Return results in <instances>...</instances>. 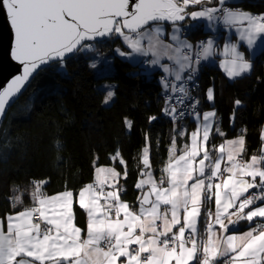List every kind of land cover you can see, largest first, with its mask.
Returning a JSON list of instances; mask_svg holds the SVG:
<instances>
[{
  "label": "snow or ice",
  "instance_id": "1",
  "mask_svg": "<svg viewBox=\"0 0 264 264\" xmlns=\"http://www.w3.org/2000/svg\"><path fill=\"white\" fill-rule=\"evenodd\" d=\"M0 14L12 34L10 57L20 66V74L0 90V116L40 72L63 68L72 57L94 50L91 42L118 39L131 50L115 49L120 57L151 55V63L162 67L160 115L174 132L158 179L150 147L143 148L144 167L134 184L138 209L122 199L127 188L120 179L126 181L128 173L116 167H95V183L78 196L69 190L46 195L47 181H33L31 205L22 210L23 194L13 187L9 206L0 213V264H264V130L259 153L247 159L246 130L219 146L211 143L227 135L214 107V85L203 96L192 90L198 88L201 62L217 55L216 45L212 39L191 43L182 31L189 20L232 31L237 39L224 44L219 55L227 59L221 67L229 79L244 78L253 68L254 47L264 38V13L228 0H0ZM165 57L176 67L161 65ZM113 96L107 91L103 103ZM241 105L234 100L230 126ZM159 118L151 115L148 123ZM187 121L195 125L190 134L184 131ZM123 124L130 132L134 121L125 117ZM180 137L186 138L183 148L177 147ZM144 138L150 146V133ZM110 160L126 167L119 148ZM74 204L86 213L84 228L75 223ZM202 216L206 239L198 227ZM240 221H247L248 229L229 234Z\"/></svg>",
  "mask_w": 264,
  "mask_h": 264
},
{
  "label": "trees",
  "instance_id": "2",
  "mask_svg": "<svg viewBox=\"0 0 264 264\" xmlns=\"http://www.w3.org/2000/svg\"><path fill=\"white\" fill-rule=\"evenodd\" d=\"M231 5L255 14L264 13V0H239ZM192 27L183 29L192 42H199L207 35ZM118 43V39L93 43L94 50L72 57L65 67L40 72L9 110L0 129V213L8 208L13 187L17 188L15 194H23L22 210L31 205L33 181H47L44 192L48 195L65 190L76 192L93 181L97 166L126 170L127 180L123 176L120 179L127 188L122 199L137 205L138 191L134 184L144 167L141 163L144 147H150L151 170L154 177L159 178L174 135L173 125L160 115L165 104L163 87L158 81L160 75L147 76L140 64L119 57L114 52ZM93 60L95 70L91 66ZM253 61L251 73L234 80H228L215 65H202L198 74L199 88L195 92L203 96L204 90L214 85V107L218 118L222 117L221 127L227 135L218 136L211 143L218 145L246 130V157L261 148L264 48ZM109 90L114 96L105 104ZM237 98L242 105L236 112L234 126H230L229 114ZM204 108L210 106L205 104ZM151 115L160 118L150 125L148 117ZM125 117L134 121L130 132L123 124ZM145 133H150V146L145 141ZM182 142H186L185 137L179 139L177 145ZM118 148L126 167L110 160V154ZM75 222L85 227L84 214L77 206Z\"/></svg>",
  "mask_w": 264,
  "mask_h": 264
},
{
  "label": "crops",
  "instance_id": "3",
  "mask_svg": "<svg viewBox=\"0 0 264 264\" xmlns=\"http://www.w3.org/2000/svg\"><path fill=\"white\" fill-rule=\"evenodd\" d=\"M239 0H228V4L231 5V4H234V3H237ZM255 14V13H253ZM199 24L200 25V28L203 33H207L209 36H207L208 38H206L205 40L203 41H207L208 39H212L216 45V52H217V55H214L212 56L210 59L206 60V61H202L200 66H199V70H200V67H202V65H215L217 66L220 71L224 74V76L228 79V80H234V79H229L226 72H225V69L223 67H221V61L222 60H225L227 59L226 57L222 56V55H219L220 51L223 49L224 47V44L226 42H234L237 37L236 35L224 28L222 25H217L214 29L212 28H209L207 26V23L206 22H203V21H191L190 20V23L186 24L185 27H188L189 25H197ZM164 28H165V31L166 32H169L171 31L170 29V26H167V25H164ZM183 31V29H182ZM119 43L118 45L115 47V49L117 48H121L122 50H124L125 52H131L130 49L127 48L126 45H124L122 43V41L118 40ZM202 41V39H201ZM201 41L199 42H192L190 39H189V42L191 43H194V44H198L200 43ZM145 46L147 45V41L144 42ZM264 48V38H261L257 41V44L255 45L254 47V51L252 52V59L261 52V50ZM240 50L242 51H245L247 52V47L246 45H240ZM117 55L118 53L116 51H114ZM119 56V55H118ZM120 57V56H119ZM122 59L130 62V63H137V64H140V66L143 67V73H145L147 76H151L152 74H157L158 75H163V76H166V74L163 72V69L160 65H153L151 63V60L153 59V57L151 55L149 56H142V55H138V54H132L131 56L129 57H121ZM160 64L163 65V64H167L170 68H175L176 66L173 64L172 61L168 60L166 57L161 59L160 61ZM199 72V71H198ZM168 79H172L171 77H168ZM236 79V78H235ZM191 121H188L187 123H185V127H184V131L187 132V133H191L194 128H195V125L192 123ZM188 126H190L191 130L188 131ZM262 130H264V125H263V128ZM179 139H183L184 140V137H180ZM232 139H235V138H232ZM224 141H222L221 143H219L218 145L216 146H219L220 144H222ZM184 144L185 142H182L181 145H177L178 148H183L184 147ZM171 147V146H170ZM143 152V150H142ZM259 153V152H258ZM256 153V154H258ZM214 155H218V153H214ZM142 156V154H141ZM250 157V156H249ZM168 158H169V154H168ZM245 159H247L248 157L244 156ZM168 160V159H167ZM167 162V161H166ZM223 166V164H222ZM101 167H112V166H101ZM140 179V178H139ZM138 179V180H139ZM138 182V181H137ZM219 182V181H217ZM92 184L95 183V171H94V174H93V181L91 182ZM90 184V183H89ZM88 185V184H86ZM86 185H84L83 187H81L78 191L76 192H73L75 196H78L79 194V191L84 188ZM107 190V189H106ZM48 195V194H46ZM56 195V194H54ZM132 204V203H130ZM79 207L78 204H74V213H75V207ZM132 206L135 208V209H138L139 205H135V204H132ZM212 210L214 211L215 210V207H214V204L212 205ZM205 211H207V209H205ZM83 214H84V217H85V225H86V220H87V217H86V213L85 211H83ZM206 221H207V217L206 216H202L199 218L198 220V227L200 229V234H201V238L202 239H206L207 237L204 235V232H205V228L204 227V224H206ZM76 223V222H75ZM203 223V224H202ZM203 225V226H202ZM78 226V225H77ZM249 227V224L247 221H240L239 224L235 227H232L231 229V233L229 234H241L243 231L247 230ZM172 264H175V262L173 261ZM192 264H195V262H192Z\"/></svg>",
  "mask_w": 264,
  "mask_h": 264
},
{
  "label": "water",
  "instance_id": "4",
  "mask_svg": "<svg viewBox=\"0 0 264 264\" xmlns=\"http://www.w3.org/2000/svg\"><path fill=\"white\" fill-rule=\"evenodd\" d=\"M11 43L12 34L8 27L7 21L5 20L3 15L0 14V90H2L3 87L6 86V83L9 82L15 75L20 74V66L16 62H14L10 57ZM32 80L33 79H31V81ZM30 82L25 85L21 93H19L16 97L10 100L9 105L6 107L5 114L3 116H0V129L7 116V113L14 106L20 96L27 90V87L29 86Z\"/></svg>",
  "mask_w": 264,
  "mask_h": 264
},
{
  "label": "built area",
  "instance_id": "5",
  "mask_svg": "<svg viewBox=\"0 0 264 264\" xmlns=\"http://www.w3.org/2000/svg\"><path fill=\"white\" fill-rule=\"evenodd\" d=\"M164 77H165V76H163V75H160V76H159V80H160V82H161V80H162ZM169 80H171V79H169ZM162 87H163V86H162ZM195 90H196V89H193V90H192V92H193L194 95H196ZM163 100L165 101V93H164V89H163ZM250 191L254 192V191H256V190H255V189H252V190H250ZM204 227H206V224H204Z\"/></svg>",
  "mask_w": 264,
  "mask_h": 264
},
{
  "label": "bare ground",
  "instance_id": "6",
  "mask_svg": "<svg viewBox=\"0 0 264 264\" xmlns=\"http://www.w3.org/2000/svg\"><path fill=\"white\" fill-rule=\"evenodd\" d=\"M191 28V27H190ZM193 29H195V28H200V25L199 24H197V25H193V27H192ZM207 36H209L208 34L206 35V36H203L202 37V41L203 40H205L206 38H208ZM200 69H201V67H200ZM199 72H200V70H199ZM199 72L197 73V75L199 74ZM158 81L160 82V80L158 79ZM161 83V82H160ZM198 88H199V86H198ZM198 88H196V89H198ZM197 90H195V92H196Z\"/></svg>",
  "mask_w": 264,
  "mask_h": 264
},
{
  "label": "rangeland",
  "instance_id": "7",
  "mask_svg": "<svg viewBox=\"0 0 264 264\" xmlns=\"http://www.w3.org/2000/svg\"><path fill=\"white\" fill-rule=\"evenodd\" d=\"M83 53H84V52H83ZM91 63H92L91 66H92L93 70H95V68L93 67V64L96 66L95 61L93 60ZM91 63H90V64H91ZM162 96H163V95H162ZM112 99H113V97H112ZM112 99H111V100H112ZM110 102H111V101H110ZM110 102H109V103H110ZM109 103H107V104H109ZM141 154H142V153H141ZM140 178H141V177H140Z\"/></svg>",
  "mask_w": 264,
  "mask_h": 264
}]
</instances>
